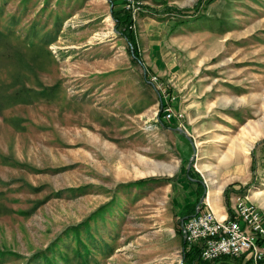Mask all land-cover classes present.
<instances>
[{
    "label": "rangeland",
    "instance_id": "rangeland-1",
    "mask_svg": "<svg viewBox=\"0 0 264 264\" xmlns=\"http://www.w3.org/2000/svg\"><path fill=\"white\" fill-rule=\"evenodd\" d=\"M128 29L138 56L111 0H0V264L58 238V264H190L176 126L193 176L264 210V0H145Z\"/></svg>",
    "mask_w": 264,
    "mask_h": 264
},
{
    "label": "built area",
    "instance_id": "built-area-1",
    "mask_svg": "<svg viewBox=\"0 0 264 264\" xmlns=\"http://www.w3.org/2000/svg\"><path fill=\"white\" fill-rule=\"evenodd\" d=\"M145 0H123L133 19ZM165 117L173 112L165 104ZM229 214L219 217L211 208L196 205V210L181 221L186 242L200 245V257L215 260L221 256L242 257L243 264H264V210L248 194L232 197Z\"/></svg>",
    "mask_w": 264,
    "mask_h": 264
},
{
    "label": "trees",
    "instance_id": "trees-1",
    "mask_svg": "<svg viewBox=\"0 0 264 264\" xmlns=\"http://www.w3.org/2000/svg\"><path fill=\"white\" fill-rule=\"evenodd\" d=\"M120 1V6L118 7H115L114 4L116 3L115 0H111V3H112V14L115 18V21H116V27L121 29V31L129 38L131 39V42L133 44V47H134V53L135 55L138 56V52H137V49H136V44H135V41H134V36H133V32L131 29H128V24L131 22V13L128 9H126L124 7V5H122L123 3V0H119ZM209 1V0H207ZM187 11L188 9L184 8V9H180V10H177L179 13H186L184 11ZM188 13H191V12H188ZM163 110H160L159 112V115L161 117V113H162ZM162 125L164 126H168V125H171L169 123H166L163 119H162ZM172 126H175V124H173ZM192 167V166H191ZM188 174L189 176H193V172L191 171V168H189L188 170ZM148 179H152V178H140L138 180H135L133 182H129V183H142V182H146ZM234 183L231 182V183H228L225 188H224V195H225V199H226V203L228 202V195H229V190H232L234 189ZM203 190H204V186L203 184H198L197 187H196V197H195V203L193 205H191V209L189 212H187L186 214H191L193 212H195L196 210V205L198 203V200H199V197L202 195L203 193ZM200 205L202 206V204L200 203ZM189 207V208H190ZM102 210H104L102 208ZM185 215V214H184ZM183 215V216H184ZM182 216V217H183ZM180 222V221H179ZM79 222L77 224H74L71 226V229L74 231L73 233L75 234H79L80 230L82 227H88L89 224L87 222ZM177 231L179 233L182 234V229H181V223L179 225V227L177 228ZM59 239V238H58ZM53 240L49 245H47L45 248H42L38 251H36L26 262V264H42V261L47 263V264H58V262L53 259V254H54V250L56 249V247L59 245V240ZM186 241L183 240V246H184V259L186 260L187 263H192L195 259H198L199 258V254H200V248L198 245H192L191 247L189 248H186ZM1 252L3 253V250H1ZM230 257L229 256H221L220 258H216L215 260H227L229 259ZM235 260L237 261H240L242 260V257H233ZM206 261V260H204ZM86 264V263H84ZM245 264V263H244Z\"/></svg>",
    "mask_w": 264,
    "mask_h": 264
},
{
    "label": "crops",
    "instance_id": "crops-1",
    "mask_svg": "<svg viewBox=\"0 0 264 264\" xmlns=\"http://www.w3.org/2000/svg\"><path fill=\"white\" fill-rule=\"evenodd\" d=\"M232 152H233V149H230V152L228 154H226L225 156H228L231 159V160H228V161L231 162V164L233 166V169H230V171H228L224 175V177L227 178L229 175H231L232 173H235V172H237V174H238L237 177H239V176H241L243 174L245 175L247 172L249 173L250 170H251V165H252V156H251V159H247V162L245 161L244 163H242V160H235L234 159L235 155ZM240 154H241V157L244 156V154H242V152H240ZM191 166L192 167H190V168H191V171L193 173H199L198 171L200 169L198 168L197 164L194 163V161H193V164ZM188 170H187V166H186L185 181L179 180V183H178L180 185V189H185L186 190V195H185V197L182 196L180 198V201L177 202V203L180 204V206H181V205L189 202L190 199H194L195 200L196 187H197L198 184H203V186H204V190H203L204 198H203V200L201 202L202 206L204 208H211L215 212V214L217 216H219V217H225L226 215H228L229 214V210H230V209H228V207L231 204V200L230 199L232 197L231 196L228 197V199L229 198L230 199L226 203V199H225V195H224V188H225V186L228 183H230L233 180L225 181V183H219L218 182L219 180L217 178H213V179H209V183H208L206 178H201L200 179V178H198V176H195V175L194 176H189ZM205 170H209V168L207 167V168H205ZM238 189H241V188H237L236 190H238ZM234 192L236 194V192H238V191H234ZM185 215L189 216V214H185ZM237 264H243L242 260H241V262H239Z\"/></svg>",
    "mask_w": 264,
    "mask_h": 264
},
{
    "label": "water",
    "instance_id": "water-1",
    "mask_svg": "<svg viewBox=\"0 0 264 264\" xmlns=\"http://www.w3.org/2000/svg\"><path fill=\"white\" fill-rule=\"evenodd\" d=\"M176 129L179 130V132H182L183 134H185L187 136V138L190 140L191 144H192V154L191 156L189 157L188 159V162H187V170L191 167V165L193 164V161L196 157V147H195V144H194V141L192 140V138L190 137L189 134H187V132L185 131V129H183L181 126H176ZM204 198V193L200 196L199 200H198V204H200L202 202ZM188 217V215H185L182 217V220L184 218Z\"/></svg>",
    "mask_w": 264,
    "mask_h": 264
}]
</instances>
